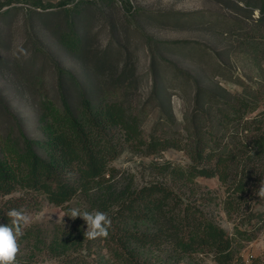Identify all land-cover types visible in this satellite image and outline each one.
<instances>
[{
	"label": "trees",
	"instance_id": "1",
	"mask_svg": "<svg viewBox=\"0 0 264 264\" xmlns=\"http://www.w3.org/2000/svg\"><path fill=\"white\" fill-rule=\"evenodd\" d=\"M80 5L78 1L68 9L63 40L73 54L84 42L75 21ZM247 5L250 14L260 10L258 22L264 20V0ZM57 69L59 94L38 102L42 139L30 138L17 117V129L3 133L0 128L3 224H10L8 210L28 211L43 201L64 208L70 216L71 202L85 196L93 209L110 217L109 235L89 240L83 235L86 229L71 220L67 226L58 225L49 241L39 230L26 228L22 238H32L34 248L55 258L51 264H92L89 257L101 247L117 264H158L160 259L159 264H178L204 256L216 264H248L235 237L208 218L185 191L194 196L198 177H218L225 187L223 207L228 217L244 215L241 224L250 225L256 218L252 202L264 199L256 194L264 183V103L251 94H195L181 130L174 127L169 108V117L161 114L146 134L143 110H134L128 94H121L125 81L115 84L109 94H90L72 71L58 63ZM0 105L10 113L1 95ZM125 148L144 155L180 149L190 162L186 167L163 165L169 179L141 187L131 182L121 185L112 162ZM234 229L236 237L254 235L248 228L240 230L238 223ZM249 264L264 260L253 258Z\"/></svg>",
	"mask_w": 264,
	"mask_h": 264
},
{
	"label": "rangeland",
	"instance_id": "2",
	"mask_svg": "<svg viewBox=\"0 0 264 264\" xmlns=\"http://www.w3.org/2000/svg\"><path fill=\"white\" fill-rule=\"evenodd\" d=\"M78 1L81 5L76 29L84 42L82 50L73 54L63 40L68 9ZM256 2L0 0V95L10 110L8 113L0 105L1 131L17 129V117L30 138L42 139L37 123L38 102L59 94L57 63L72 71L90 94H109L115 84L125 81L121 94H128L134 110H143L146 134L161 114L169 117V108L174 127L181 130L194 106L195 94H251L263 104L264 20L258 22L247 5ZM20 49L30 55L25 57ZM38 151L43 153L41 148ZM189 162L186 152L180 149L144 155L125 148L112 165L118 170L116 179L121 185L131 182L141 187L166 180L163 165L186 167ZM196 182L195 195L189 190L186 194L197 200L208 218L235 237L248 264L253 258L264 260V199L252 202L256 218L250 225H242L244 215L230 219L224 210L225 187L218 177H198ZM71 207L82 212L96 210L85 196L74 199ZM27 212L32 217L27 228L39 230L46 241L58 225L67 226L70 220L86 229L81 218L72 219L64 208L47 201ZM235 223L240 230H252L253 237H236ZM28 239L20 240L18 264L55 261L46 251L34 248L32 238ZM89 258L92 264H117L103 247ZM201 263L216 264L210 256L195 262L185 258L178 264Z\"/></svg>",
	"mask_w": 264,
	"mask_h": 264
},
{
	"label": "clouds",
	"instance_id": "3",
	"mask_svg": "<svg viewBox=\"0 0 264 264\" xmlns=\"http://www.w3.org/2000/svg\"><path fill=\"white\" fill-rule=\"evenodd\" d=\"M255 19L260 18V10L253 9ZM20 51L27 57L30 55L26 50ZM259 197L264 198V183H261L257 193ZM10 219L9 225L0 224V264H18V256L21 251L20 240L25 234V229L30 225L32 217L24 209H10L6 213ZM70 217L81 218L86 224V230L83 235L89 240L97 238H107L112 221L104 211L84 210L73 208L70 210Z\"/></svg>",
	"mask_w": 264,
	"mask_h": 264
}]
</instances>
